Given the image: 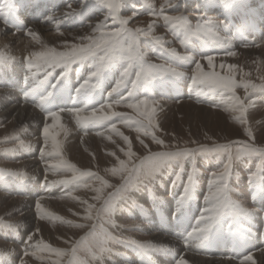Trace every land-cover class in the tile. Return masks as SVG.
I'll use <instances>...</instances> for the list:
<instances>
[{
  "label": "bare ground",
  "instance_id": "6f19581e",
  "mask_svg": "<svg viewBox=\"0 0 264 264\" xmlns=\"http://www.w3.org/2000/svg\"><path fill=\"white\" fill-rule=\"evenodd\" d=\"M67 1L69 0H66L65 2ZM252 2L253 3H249L246 1L244 2L243 6L240 7V11H239L240 18L236 19V21L234 20V24L232 26V28L236 30V32H238V36L229 39L230 45L236 47V43L241 42V38L243 39L242 42L243 41L252 42V44L254 43L258 46L255 48H249L248 49L249 53L260 55L264 59V0H252ZM16 3H19L22 7L20 6L21 8L17 13V18L19 20L17 21V24H14L12 28H10V32H11L10 34H7L5 32V29H9V24L3 25L0 22V52L4 53L5 56L11 57L12 60L16 58H20L22 59V61L17 62L16 60V62H13L11 69L8 68L7 70L6 69L7 66H3L0 68V70L6 71L7 73L14 72L15 74H18L19 81L23 76V74L25 73L28 77L32 78L36 76V79H42L40 76L41 72L34 70V68L31 70L28 69L27 67L28 64L24 63L23 60L26 57L30 58L33 52L44 51L46 50V48L55 47L58 44L63 43L65 41V38H62L61 32L58 34L55 33L56 32V30L54 29L55 22L54 23L48 22V18L51 17L52 20H54V18L56 19L66 14V12H63L62 11L63 9H61L58 13H53L52 7L54 6L52 5L53 4L52 2L51 5L49 4L51 6L50 9L46 8L41 10V11L47 10L49 11V14L46 13L45 16L42 13V16L39 18L38 16H34L32 13L31 16L27 15L25 12L27 10L26 5L24 2H21V0L20 1L16 0ZM248 5L250 7L247 10L246 6ZM66 7H64L66 8V10H70L72 12L75 11L72 5ZM245 9L247 10V12L245 11ZM81 11H83V9H80L79 13H81ZM36 17L38 18V20H36ZM30 21L36 23H32V22L29 23ZM152 21H153L152 18L142 19V22H145L144 24L145 27H148L150 25L149 23L155 25V22ZM44 22L45 23L47 22L45 26H43ZM68 28L69 27H67V29ZM53 29L55 30V32H53ZM154 30H156V27H154L152 31ZM29 31H31L35 36H38L39 40H33L29 38L27 35ZM156 35L160 37L164 36L162 34V31H157ZM163 42L164 44L169 43L171 45L172 40H170L167 37L165 38V40H163ZM236 50L239 52L238 53L239 55L236 56V58H230V59H226L224 57L216 58L214 64L217 66L221 64L220 62H226L230 66H234V64L231 62L233 60L240 59L242 57L240 56L241 53L245 54L246 56V52H247L246 50H239V49ZM190 56L193 57V59H197L196 54ZM178 62L180 63L179 60ZM238 62L240 61L238 60ZM184 64H181L183 65L182 68L185 67ZM200 64L202 66V69L207 68V64L205 61L204 62L201 61ZM4 65L6 64L4 63ZM238 65L239 67H242L241 66L242 63H239ZM215 70H219V67L218 66L215 67ZM179 71H182L184 73V76H187L189 75V73L195 74V67L192 68L191 70H185L183 68V69H179ZM66 78L67 77H65V79ZM51 80L52 79H50V81ZM183 81L184 79L181 80V82ZM104 82L107 83L108 78H106ZM65 83L67 85H70L71 89H73L72 92L76 91L75 87L77 83L75 84L73 82V77L68 78ZM83 84L84 82H81V85ZM80 86L77 88H80ZM29 89H33V88L26 86L20 90V84H17L14 80L9 79L7 76L0 79V122L6 121V125L4 127H0V141L4 142V144L5 143L9 144V147L7 148L0 147V152L7 150L8 151L6 152V155H8L7 159L12 161L9 162V161L0 160V171H4L5 173L6 172L14 173L15 174L14 176L18 175L21 177L20 179L21 184H20V182L18 181L19 179L17 181H13V182L10 181L7 183V181L3 178V176H0V215L5 219L9 218L10 226H13L14 228H23L27 230L24 231L20 229L19 230L20 235L17 236L18 239L19 238H22V240L25 239L24 244L22 245L25 251L27 249L28 251H36L35 247L32 245L42 241L43 243L49 245L50 248H54L66 252V250H68L69 248L75 245V242L77 241L76 239L81 234L86 232L90 226H93L92 221H85L83 219V217L88 214L85 211V209L89 205L94 206L92 211V216L95 220V217L98 215L95 209H99L102 206L103 201H105V198L112 195L113 189L115 187H119L120 183H122L125 180L124 178L122 179L119 175H115V176L112 175L109 172V170L112 168H118L119 167L118 162H124L126 164L133 165V163L136 161V158L132 157L131 160L129 161V158L124 155V152L128 151V147L124 144L122 140H120L119 137L107 133L105 127L99 125H88L86 127L81 128L76 125L74 118L68 115V113L73 110L86 108L87 111H92L95 110L96 108L102 107L104 104V100L102 96L96 99V97L98 96L97 94L93 93L92 96L90 97V100L92 97L93 99L96 100L93 103L92 102L93 99H92L91 100L92 104L88 101V99L84 97H77L76 95L74 96V98L66 97L63 99H53L54 101L62 100L68 102L67 106L60 107L57 110L61 112V127L68 129L67 137H65L63 133H61V135L58 136L57 138L58 141L62 143V155L64 159L68 163L74 165L79 172H89V171L93 172L96 174V177H98L101 180H104L107 184L111 185L112 187L108 189H104L103 192L101 193V199L98 201L96 199L97 193L92 191L91 188H87L84 186L85 184H91L92 188H101L102 186L93 178H85L84 180L80 181L79 187L76 184H71L67 186L62 184H57L56 182L59 180H70L72 177V173L71 171H66V172H58L55 175H53L51 170L47 168V165L58 161L51 157H41L40 152L43 149V145H44L42 129L45 126V124L51 125L52 122L46 120L47 114L43 112L42 114H40L41 112H39L37 108L40 102V96L36 95L38 93V90H36L34 93L32 90L26 92H19V90L22 91ZM52 90H53L52 86L44 88V95H47V93L51 92ZM175 91H177L175 86L170 87L169 89L166 88L156 89L154 87V89L152 90L153 97H156L157 99L153 98L150 93L149 95H147L146 91L142 92L143 95L149 99L150 105L155 106L156 115L154 117V123L156 124L157 128H160V130L162 129L163 124H162L161 116L159 118V121H157L158 114L162 113L161 115H163L165 112H169L170 109L169 105H166L163 101H160V98L165 96L171 98L177 97L178 99L182 98L181 102H179V104L177 105L178 113L183 114L191 110L192 114H196L197 118L201 119L203 116V112H205V116L206 117L208 115L213 116L212 118L216 123L215 126L211 125L212 129L220 130L225 127L228 128V131L232 130V133L239 132L237 128L235 129V127L237 126H233L232 124L231 126H228L229 124L228 125L226 124L227 123L226 119L228 117L231 118V116L222 117L218 113L212 115L209 109L203 107H195L191 103V100H199L200 102H205L206 104V103H211V100H213L217 104L219 103L220 105H226L228 99H223L217 96L214 97L209 96L207 100L202 101L203 97H200L198 95L192 97L193 95L191 94V97L188 98V96H186L185 98L180 94L179 91H177L178 93L174 94ZM26 93H30L27 99L25 98ZM63 96L64 94H61V97ZM119 99L122 98L115 99L111 103H115ZM106 101L105 103H107ZM69 103L72 106H69ZM254 109L252 110L249 109L245 113L246 115L245 121L249 120L250 122H252L253 119H255L254 115L251 112L254 111ZM113 111L127 114L129 117L135 116V113H133L130 109L124 107L115 108L113 109ZM112 124L118 125L117 130L128 138L131 144V150L135 149L136 138L139 137L140 139H142V136H138L137 133L135 135L134 130L124 127L123 126L124 121L119 116L116 121L112 122ZM112 124L108 126H111ZM99 132H105L106 136H108L109 138L105 139L104 137L99 136L98 135ZM158 132L159 131L155 132L154 134H156L159 138L163 139L164 137L160 136ZM13 137H15V139H13ZM143 141L144 142H142V147L140 149L135 150L136 154H138L139 156L148 154L151 151L160 152L163 149L171 150L177 147L174 146L172 142L166 141V138H164L162 141L165 145H168V148H162L159 145L157 147L155 146L154 149L149 150V148L151 147L150 142L144 139ZM21 143L29 147L21 148L20 147ZM144 145H147V147H144ZM108 153H112L113 155L109 156ZM41 159L45 160L43 164L41 163ZM44 169H48L49 173L48 174L43 173ZM167 169L169 170V168ZM43 177L47 178L46 180L47 182L43 183L42 188H38L40 190L32 189L28 187L30 182H34L36 179L40 181ZM13 178L15 179V177ZM163 181H164L163 178L160 177L156 180L155 183H161ZM52 184L54 185V188L48 191L47 193H45V191L43 190L47 186ZM20 185L23 188L19 193L15 188ZM37 186L39 185L37 184ZM149 189L146 186L144 187V184H142L140 187L139 186L135 187L132 190L130 197L127 200L130 201L129 202L130 205L129 204L124 205L123 203H121V205L120 206L118 205L117 209L111 213V215L114 216L115 218L114 221H116L115 224L117 225L116 226L117 229L114 230V232H116L117 237H120L125 241L135 240L139 244H153L156 245L158 248L163 247L166 249H170L171 252L175 255V258L173 259L174 255L159 254V252H163V251H155L145 254L141 249L136 247V245L128 246V244L126 243L125 245L127 247L125 246V249H128L126 252H124L123 250H118L119 253L117 254V256H115L114 254L112 255V260L115 264H178V259L180 257H183L185 259L186 264H237V262L240 260V257H243L244 259L248 255V253L253 255L252 264H264V248L261 247L260 243L257 242H254L250 245L244 244L243 247L241 248L234 247L232 244L229 243V238L228 237L226 238L224 237V235H222L220 239L214 242L213 246H208V247L206 246V249L203 253H201L200 250L197 248L198 242L195 240L190 241L186 246L185 242L187 241L188 236L186 238L180 235L181 231L185 228V231L192 232L194 229L197 228V225L191 228V226H188L187 224L184 223L181 225L176 224L175 226L171 225V226H167V228H164L161 224L159 225L157 223V221H159V212L157 213L156 209L159 208L160 210H162L166 207L167 204H169L170 212L176 211L178 213L176 218L180 220L181 218L180 214L183 211L187 212L188 209L192 207H188L186 205L182 208V210H180L179 208L177 209L180 200L178 198L179 191L177 192L175 190H173V192L175 193V196L177 198L176 201L175 199H173L172 202L169 200L168 202H166V204L164 203L162 205H158L157 203L156 205L155 202H153L155 201L154 199H157L158 202H160L162 200H165V198L164 197L159 198L157 196L158 193L150 191L149 194L152 193V197L148 193L147 196L150 199L149 201L152 202L151 204L154 205L152 206V208L149 209L143 204L144 202L143 193L144 191L148 192L147 190ZM80 190H82L81 193L79 192ZM54 191L58 193L60 191L62 192H60V194L57 193L53 197H48L49 196L48 194L54 195ZM61 194L64 195L63 196L64 199H61L60 196ZM238 194H240V192ZM81 200L85 201V203L81 204L79 202ZM37 203L40 204L43 212L50 213L52 217H59V220H53L48 216L41 217V215L38 214L36 211ZM139 203L143 205H141L140 207L138 205ZM238 203L241 205L240 200L238 201ZM196 204H198L199 207L203 206L199 202H197ZM258 205L263 206L264 201H263V205H261V203ZM154 206H156L155 207L156 209L154 208ZM260 208L261 207H259V209ZM147 209H149L150 211H147ZM164 211L166 212L165 209ZM245 218L246 219L239 221L242 231L249 237V234H254L255 232L254 227H259L256 228V235H258L259 232L257 231V229L258 230L260 229V222L263 221H260L259 217L254 221L250 219L251 216L250 218L249 217H245ZM141 220H143L144 222L141 223L140 222ZM65 222H71V223L69 224ZM220 222H223V220H221ZM135 223L139 224L138 227L141 231L146 232L147 236L145 239H143V237L138 236V234L129 231L130 230L129 228L133 227ZM145 223H148V228H146ZM75 224H85L87 226L83 228H76L71 226ZM113 225L114 224L112 223V226ZM250 227L253 228L251 231L252 233L250 232L248 234V230H250ZM219 235H221V233L216 234L214 240H216L219 237ZM29 236L32 237L31 242L28 241ZM7 239H8L7 233H3L2 231L0 233V264H7L8 261L9 263H13V264L15 263L21 264L22 260L25 261V264H52V261L58 259L55 256L49 255L47 252H42L39 255V258H33V256L27 252L21 254L20 249L18 245L15 243V241L14 243L11 242L9 243ZM58 239H62V241L59 243ZM142 254L146 256V258H142ZM227 257H232V259L229 260L227 259ZM64 258L61 261V264H66ZM234 258L236 259L235 261L233 260Z\"/></svg>",
  "mask_w": 264,
  "mask_h": 264
},
{
  "label": "rangeland",
  "instance_id": "374dc122",
  "mask_svg": "<svg viewBox=\"0 0 264 264\" xmlns=\"http://www.w3.org/2000/svg\"><path fill=\"white\" fill-rule=\"evenodd\" d=\"M65 1L66 0H62V1L61 0H57V1L56 0H21V2H24L26 5V9H27L25 11L26 14L30 16L32 13L34 16H38L40 18L42 16V13L43 15H45L46 13L49 14V11L47 10L41 11V10L46 9V8L50 9L51 8L50 5L52 2H53L52 5L54 6L52 7L53 13H58L61 9H63L62 10L63 12L72 13V11L66 10L67 8L66 6L72 5L73 8L75 9L74 12L79 14L76 17H68L64 14L52 20L53 23L55 22L54 29L56 30L55 32V30L53 29V32L57 34L61 32L62 38H65V41L63 43H60L57 46L52 47L56 51L70 50V49H65L63 47L66 44H78L80 46H84V44L86 43V38H95L93 37L94 26L98 23H101L102 21L106 23L107 29L109 31L118 30L120 27L119 24H115L110 19H108L107 9L97 5L94 2V0L93 2H90L87 5H85L84 8L81 7L80 0H75V1L69 0L67 2ZM246 1L249 3H253L252 0H171V3L167 7H163V12L161 13V8L165 4V0H128L127 3L122 4L120 6L117 15L120 19L129 20V24L126 25V27L131 29L132 31H135L138 28L147 31L148 27H145L144 25L145 22H142V19L152 18L153 19L152 22H155V27H156V30L152 31V36L159 37L162 39V41L165 40V38L167 37L170 40H172L171 45L169 43L165 44L168 48V51H164L163 49H160V47L156 46L151 41H146V40L141 39L140 41L141 46L144 49V51L148 53V58H147L148 63L171 65L173 67H176L178 70L183 69V68L185 70H191L192 68L195 67L196 63H200L201 61L204 62L206 56L208 55L215 56L216 58L224 57L226 59H230V58H236V56L239 55L238 54L239 52L236 49L246 50L247 51V52L245 51L246 56L245 54L241 53L240 56L242 57L238 59L240 62H238V60H233L231 62L234 64L233 67L235 68V72L233 73V75H235L237 83H240L241 81H243L245 83H253V84L259 85L261 84L262 80H264V59L260 55L250 54L248 51L249 48H255L258 45L254 43L252 44V42H249V41L242 42L243 39L241 38L242 44L241 42H237L236 43L237 48H236L235 46L230 45V40H229L233 37L238 36V32H236V30H234L232 26L234 24V20L236 21V19L240 18L239 17L240 7H242L244 2ZM20 6L21 5L19 3H16V0H0V10L2 8L3 13H5L3 14V16L2 14L0 15V22L3 25L9 24V29H5V32L7 34L11 33L10 28H12L13 26L12 23H14L13 15L17 16L18 11L22 7ZM246 7L248 10L250 6L248 5ZM80 9H83L81 13H79ZM247 10L245 9L246 12ZM153 13H155V17L153 16ZM161 15H181L193 25L197 23H207L210 20L214 23V25L219 26L215 29L216 35H218L221 38V40L227 41V43L224 44L223 47H221L219 44L212 43L211 37H205L202 40L191 39L185 42L184 45H181L180 41L183 39V37L181 35L175 34V30L170 29V26L166 25L164 21L159 18ZM36 20H38L37 17H36ZM31 22L36 23L33 21H30L29 23ZM46 23L44 22L43 26H45ZM57 25H59L58 28H57ZM67 27L69 28L67 29ZM157 31H162V34L164 36L160 37L156 35ZM205 40H207L208 43H205L204 42ZM173 48L176 50L177 53H179L178 56H184L186 54L187 56H190V55L196 54L197 59L185 61V60L178 59V57H173L169 54ZM232 52H235L236 55L232 56L231 55ZM16 60L17 62L22 61V59L16 58V59H13L10 63H5L6 65L0 64V68L3 66H7L6 68L7 70L8 68L11 69L13 62H16ZM178 60L180 61V63L178 62ZM23 62L27 63L26 59H24ZM220 63L229 65L226 62H220ZM239 63H242L241 65L242 67H239L238 65ZM181 64H184L185 67L182 68L183 65ZM219 65L217 66L219 67ZM93 70H94V60L89 59V60H85L84 62L80 64H73L69 69H67L66 72L62 68L49 69L48 71L50 75H47L43 71H38V72H41L40 76L42 79L40 80L43 81L44 83H41V81H36V84L38 86L34 87L33 89L38 90L37 96L38 95L40 96V101L43 99L44 95H41L39 93V90L43 89L44 86L50 87L52 85H54V87H52L53 90L51 91L52 95L49 96L50 98L63 99V98L70 97V96L73 97L76 95V91L72 92L73 89H71L70 85H67L65 83L67 79L73 77V82L75 84L77 83L75 87V89L77 90L78 89L77 87L81 85V82L85 83L87 77L91 74ZM121 71H122V67L120 65H113L103 74L100 86L94 92V94H97L98 96L97 99L100 96H102L104 99V103L106 100H107L106 102L108 103V102L114 101L115 99L123 98L124 96L127 95L128 89L125 88V89H122L119 93L109 96V93L112 91V88L115 86V83L120 78ZM135 71H136V68L134 67L132 69L133 74L129 78L130 80L135 79ZM203 71L208 72L210 71V69H208L207 67L203 69ZM215 71L218 72L220 75L227 74V69L221 70L220 67H219V70H215ZM189 75L183 76V77L163 76L157 80L152 81V83L149 84L147 88L143 86L139 87L136 90L135 95L136 97L138 95L137 99L149 100L146 96L143 95L142 92L146 91L147 95H149L150 93L151 96L153 97L152 90L154 89V87L156 89L158 88L169 89L170 87L175 86L177 91H179L180 94L185 98L187 94L188 95L192 94L193 95L192 97H195L197 95L200 97H203L202 101L207 100L209 96L210 97L217 96L223 99H228V94H224V96L222 97L218 92L214 93V92H208L207 90L205 91L202 90L200 87H198L197 85L193 83L191 78L194 74L189 73ZM5 76H7L9 79L14 80L17 84H19L18 74H15L14 72L7 73L6 71L0 70V79H2ZM61 76H63L64 79L63 81H61V83L57 84L56 82L57 80L60 79ZM35 77L36 76L32 78H35ZM65 77L67 78L65 79ZM106 78H108L107 83L104 82ZM30 79L31 77H29V80ZM50 79L52 80L49 83ZM183 79L184 81L181 82V80ZM177 91L174 94L178 93ZM61 94H64V96L61 97ZM236 95L240 97L241 100L243 101L245 97V92L243 89H237ZM56 96L60 98H56ZM50 98H48V100L45 102V104L43 105V108L40 106V109H39V112H41L40 114H42V112L47 114L46 111H51L50 107L47 109V107L51 106V104L54 105L56 103L57 107L67 106V104L63 103L64 101L62 100L54 101ZM153 98H156V97H153ZM87 99L91 103V100L93 99V97L91 98V100H90V97ZM181 100L182 98L178 99L177 97L171 98V97L163 96L160 98V101H163L166 105H169L170 109H169V112H165L163 115H161L162 113L158 114L157 121H159V118L161 116L162 124H163L161 130L160 128H158L159 129L158 134L166 138V141L168 142L170 141L174 144V146H177L171 150L163 149L160 152L183 151L185 149L191 150V149H197L201 147L215 148L218 145H232L233 146L232 154H233L234 159L231 165L230 176L228 178V186L230 189V192H229L230 199L236 203H238V201L240 200L242 207L246 209L247 211L253 213V215H251V218L249 216L251 220L254 221L259 217L260 221H263V222H260L261 230L257 229L259 234L256 235V228H259V227H254V230H255L254 234H249L253 229L252 227H250V230H248V234H249V237H248L242 231L240 227V223H239V221L246 219V218L237 217L236 215H234L232 211L226 210L219 217V221L217 220V222L212 228V231L208 234V239L205 240L203 243H198L197 248L200 250L201 253H203L206 249V246L207 247L213 246L214 242L220 239L222 235H224V237L226 238L228 237L229 243L232 244L234 247L241 248L243 247L244 244L250 245L254 242H257V243H260L261 247L264 248V205H263V201H264V185H263L264 184V158H261L259 156H253L249 158L245 156L244 158H240V159L236 158L237 149L242 146L252 147V148H257V149H264V93H255L249 96V100L255 101V103L253 104V107L255 109L253 107L250 108V110L254 109V111H251V112L254 115L255 119H253L252 122H250L249 120L245 121L246 119V115H245L244 123H236L234 121V114L226 110L227 104L220 105L219 103L218 104L215 103L213 100H211V103H206V104L205 102H200L199 100H191V103L193 104V106L209 109L212 115L218 113L222 117L231 116V118L228 117L226 119L227 120L226 124L227 125L229 124L228 126H231V124L233 126H237L235 127V129L237 128L239 130V132L237 133H232V130L228 131V128H225V127L220 130L212 129L211 125L215 126L216 123L214 119L212 118L213 116L208 115L206 117L205 112H203V116L201 119L197 118L196 114H192L191 110L183 114L178 113L177 105L179 104V102H181ZM245 105H247V101H245ZM69 106H72V105H69ZM236 115H238V113H236ZM117 118L118 116L114 117L110 122H108V125L112 124L113 121H116ZM5 125H6V121L0 122V127H4ZM246 131L251 133V139H249V137L245 134ZM134 134L136 135L135 131H134ZM154 135L159 140L164 139V138L163 139L159 138L156 134ZM143 139L150 142L151 147L149 148V150L154 149L155 146L156 147L159 146L147 136H142V139H140L139 137L136 138L135 149L131 150L132 153L134 154L133 157L136 158V161H135L136 163L134 162L133 165L140 164V162L144 159L143 158L144 156L157 153V152L151 151L150 153L145 154L143 156H139L138 154H136L135 150L140 149L142 147V142H144ZM0 147L7 148L9 147V144H6V143L4 144V142L0 141ZM6 152L8 151L5 150V151L0 152V160L12 162L7 159L8 155H6ZM44 161H45L44 159H41L42 164ZM226 163H227V157H217L215 155L197 156L193 162L184 161L183 162L184 170L181 172L180 163L173 162L169 166L164 167V169L163 168L160 169L158 174L155 175L154 179H145L143 181H135L134 187H131V189L127 191V193L124 194V199H120L119 197H117V203H116L115 210L117 209L118 205L119 206L121 205V203H123L124 205L125 204L130 205L129 203L130 201H127V200L130 197L132 190L137 186L140 187L142 184H144V187L146 186L148 189L150 188L149 190H147L148 192L144 191L143 193V198H144L143 204L149 209L152 208V206L154 205V204L153 205L151 204L152 202L149 201L150 199L147 196L150 191L158 193L157 196L159 198L160 197L165 198V200H162L160 202H158L157 199H154L155 201H153L155 202L156 205L157 203L158 205H162L164 203L166 204V202H168L169 200L171 202L173 201V199H175V201L177 200L173 190L177 192L179 191L178 198L180 200V198L185 195V187L187 186L191 190V194L189 198L190 200L187 199L182 204L179 203L177 209L179 208L180 210H182V208L186 205L192 208L188 209L187 211L188 213L184 211L181 213L180 211L181 213L180 220L176 218L178 214L176 211L170 212L169 204H167L166 207L164 208L166 212L164 211V209L162 210H160L159 208L156 209L155 208L156 206H154V208L157 210L156 211L157 213L159 212V222L164 228H167V226H171V225L175 226L176 224L181 225L184 223L187 224L188 226H191V228H193L196 225V220L199 219L200 217V213H202L206 207L205 198L208 196L210 190H213L215 182H213L212 180V174L216 173L217 175H219L220 171L224 167L223 165ZM204 166H207V167H204ZM167 168H169V170ZM43 171H44L43 173L45 174L49 173L48 169H44ZM0 173H1L0 176H3V178L7 181V183L10 181L12 182L17 181L18 179H19L18 181L20 182L21 177L18 175L16 176L8 175V172L5 173L4 171H0ZM189 173H191L193 177L192 183H191L192 185H190L188 182ZM177 174H179L180 176L179 180L176 179ZM13 177H15V179ZM160 177L163 178L164 183L163 182L155 183L156 180ZM124 179L125 180L122 183H120L119 187H115L113 189L112 194H114L117 191V189H120L123 187L127 177H125ZM46 180L47 178L43 177L40 181L41 183H46L47 182ZM40 181L36 179L34 182H30L31 184L29 183L28 187L32 189L40 190L38 188H42V187L37 186V184L39 185ZM60 192L58 194H60ZM79 192L81 193L82 190H80ZM239 192L240 194H238ZM55 195H51V196L49 195L48 197H53ZM149 195L152 197V193H150ZM60 196H61V199H64L63 197L64 195L61 194ZM108 197L105 198V201L108 199ZM193 198H196V199H193ZM197 202L201 203V205L203 206L199 207L198 204H196ZM260 203L263 206L258 205ZM143 204L139 203L138 205L141 207V205ZM102 207H103V204L100 208ZM259 207L261 208L259 209ZM149 209H147V211H150ZM114 219H115L114 216L108 213H102L99 215V217L98 215L95 217L96 236L97 237L102 236L100 229L103 228L105 232H107L110 236L114 237L115 239L108 243L106 250L103 252H100L95 249H93L91 252H85L84 250L79 251L77 253L78 259L83 261L84 264H109V263L115 264L112 260L113 254L117 256V254L119 253L118 250H123L124 252H126L128 250V249H125L126 243L128 244V246L130 245L134 246L133 244L128 243L127 241L121 239L120 237H117L116 232H114V230L117 229L116 227L117 225L115 224L116 221H114ZM221 220H223V222H220ZM105 221H107V223H105ZM111 222L114 224V227L112 226ZM140 222L142 223L144 221L141 220ZM159 222L157 221L158 224ZM136 224L137 223H135L133 227H130L129 231H131L132 233L138 234V236L143 237V239H145L147 236L146 232L141 231L138 227L139 224L137 225ZM2 225H10V223H9V218L5 219L0 215V228L2 227ZM145 225H146V228H148V223H145ZM3 229L5 228L3 227ZM14 229L16 230L15 232L19 235H20L19 233L20 229L27 231L23 228H14ZM92 229H93V226H90L86 232L81 234L76 239L77 241H80L82 237H88V239L85 241V244L82 246V249L92 247V243H91L92 237L89 236V233L92 231ZM189 233H191V231H185V228H184L181 231L180 235L187 238ZM218 233H221V235H219V237L216 240H214V238L216 237V234ZM61 241L62 239H58L59 243ZM76 242H75V245H76ZM23 244H24V241H23ZM19 249H20L21 254H24L25 252L31 254L35 252V251H28V249L25 251V249L22 246H20ZM71 251H72V247L66 250V252H71ZM159 254L174 255L171 252V250L159 252ZM249 254L250 253H248V255ZM93 257H96V258L93 259ZM142 258H146V256L142 254ZM174 258H175V255L173 256V259ZM67 259L68 257L64 258V260L66 261V264H67ZM242 259L243 257H240V260ZM233 260L235 261L236 259L234 258Z\"/></svg>",
  "mask_w": 264,
  "mask_h": 264
},
{
  "label": "snow or ice",
  "instance_id": "6c2138e0",
  "mask_svg": "<svg viewBox=\"0 0 264 264\" xmlns=\"http://www.w3.org/2000/svg\"><path fill=\"white\" fill-rule=\"evenodd\" d=\"M93 2V0H80L81 7L83 8L88 3ZM94 2L106 8L108 11V19L113 23L119 24L118 30L109 31L105 22L98 23L94 26L93 37L86 38V43L84 46L78 44H66L63 47L65 51H56L54 48H46V50L41 52H33L31 57H26V62L29 69H36L37 71H43L47 75H50L49 69L62 68L67 71L73 64H80L85 60H94V70L87 77L85 83L76 90L77 97L89 98L98 89L101 83L103 74L113 65H120L122 71L120 72V78L115 83L109 96L119 93L122 89L127 88V95L122 99L117 100L115 103H104L102 107L96 108L92 111H87L86 108L79 110H73L68 113L69 116L74 118L75 123L78 127H86L88 125H99L105 127L106 132L117 136L124 142L128 147V151L124 152V155L129 158V161L133 157L131 151V144L127 137H125L121 132H119L118 125L112 124L108 126V122L114 117H121L124 121V127L134 130L138 136H147L154 143L160 145L162 148H168L162 140H159L154 135L155 132L159 131L156 124L154 123V117L156 115L155 106L150 105L147 99H137L135 93L136 90L143 86L147 88L152 81L157 80L163 76L170 77H183L184 73L179 71L176 67L165 64H151L147 63L148 53L144 51L141 46V39L146 41H151L156 46L160 47L164 51H168L167 46L163 43L162 39L159 37L152 36V30L155 25L150 24L148 30L136 29L132 31L127 28L126 25L129 24V20L120 19L117 15L119 8L122 4L128 2V0H94ZM171 3V0H165V4L161 8V13L163 12V7H167ZM68 17H76L78 13H66ZM155 17V13H153ZM164 21L166 25L170 26V29L175 30V34L181 35L183 39L180 41L181 45L191 39L202 40L205 37H211V42L214 44H219L223 47L227 41L221 40V38L216 35L215 29L219 27L214 25L212 21L207 23H197L193 25L187 21L181 15H161L159 17ZM48 22H52V18H48ZM59 25H57V28ZM28 37L33 40H39L38 36H35L31 31L27 33ZM208 43L207 40L204 41ZM173 57H178L180 60L190 61L193 59L191 56H178V53L173 48L169 53ZM232 56L236 53L232 52ZM215 56L208 55L205 58L208 69L210 71L204 72L200 63L195 65V74L192 76V81L195 85L200 87L202 90H207L208 92H218L222 97L224 94H228L227 100V111L234 114V121L236 123H244L245 113L252 108L255 103L254 100H249V96L255 93H264V80L261 84L245 83L241 81L236 82L235 68L230 65L220 64L221 70L227 69V74L220 75L216 72L214 61ZM12 58L5 56L4 53L0 52V64L10 63ZM136 68L135 79L130 80L132 76V69ZM247 75V74H245ZM64 77L61 76L57 80V84L63 81ZM41 83H44L41 81ZM54 87V85H52ZM237 89H243L245 92L244 100L242 101L240 97L236 95ZM30 93H26V99ZM52 93L49 92L44 95L43 99L40 101V106L43 105L48 100ZM245 101H247V106H245ZM124 107L130 109L135 116L129 117L127 114L113 111L115 108ZM46 120L51 121V125L45 124L42 129V135L44 139L43 149L40 152L41 157H51L58 162L51 163L47 165V168L51 170L52 174L55 175L58 172L71 171L72 177L70 180H59L56 183L62 185L76 184L79 187V182L85 178H93L102 187L92 188L91 184H85L87 188H91L92 191L97 193L96 199L99 201L101 199V193L104 189L111 188L112 186L107 184L104 180L96 177L93 172H79L76 167L68 163L62 155V143L58 141V136L63 133L65 137L68 135V129L61 127V112L60 111H46ZM238 113V115H236ZM249 139H251V133H245ZM99 136L108 139L105 132H99ZM15 139V137H13ZM21 148L29 147L20 144ZM147 147V145H144ZM232 145H218L215 148H197V149H185L183 151H164L157 152L154 154L146 155L144 159L138 165L126 164L124 162H118V168H112L109 172L112 175H119L122 179L127 177L125 184L122 188L117 189V191L108 197L106 201L103 202V207L100 209H95L98 217L102 213L111 214L117 203V197L124 199V194L127 193L134 187L135 181H143L145 179H154L155 175L160 169L169 166L173 162L180 163L181 172L183 169V162L189 161L193 162L197 156H208L215 155L217 157H227V163L224 164L223 169L220 171L219 175L216 173L212 174V180L215 182L213 190H210L206 199V207L204 211L200 214L199 219L196 220L197 228L188 234L186 243L190 241H197L198 243H203L208 239V234L212 231L213 226L219 219V217L227 210L232 211L237 217H249L253 213L244 209L240 204L234 202L230 199V189L228 186V178L230 176L231 165L233 162ZM11 151V150H10ZM109 156L113 155L108 153ZM253 157L259 156L264 158V149H257L252 147H240L237 149L236 158L240 159L243 157ZM8 175H15L14 173H8ZM177 180L180 179L179 174L176 177ZM192 174L189 173L188 182L192 183ZM222 185V186H221ZM191 190L189 187H185V195L180 198L179 203L182 204L185 200L190 198ZM84 204L85 201H79ZM94 206L89 205L85 211L88 213L83 217L85 221H92L93 229L89 233L92 237V247L83 248L85 241L88 237H82L80 241L76 242V245L72 247L71 252L60 251L54 248H50L49 245L43 243L42 241L32 245L35 247L36 251L31 253L33 258H39L42 252H47L49 255L55 256L58 259L52 261V264H61L64 257H68L67 264H84L83 261L78 259L77 253L81 250L85 252H91L93 249L103 252L106 250L107 245L110 241L115 238L110 236L103 228L100 229L102 236H96V226L95 220L92 216ZM36 211L38 214L43 216H48L53 220H59V217H52L50 213L43 212L39 203L36 204ZM71 223V222H65ZM107 223V221H105ZM76 228H83L87 225L85 224H75L71 225ZM7 230L15 231L13 226L2 225ZM114 227V225H113ZM32 237H28V241L31 242ZM130 244L136 245L145 254L155 251H170L169 249L163 247H157L153 244H138L134 240L127 241ZM96 257H93L95 259ZM231 260L232 257H227ZM253 255H247L243 260H239L237 264H252ZM21 264H25V261H21ZM178 264H186L183 257H180Z\"/></svg>",
  "mask_w": 264,
  "mask_h": 264
},
{
  "label": "crops",
  "instance_id": "0c3cea01",
  "mask_svg": "<svg viewBox=\"0 0 264 264\" xmlns=\"http://www.w3.org/2000/svg\"><path fill=\"white\" fill-rule=\"evenodd\" d=\"M20 184H21V181H20ZM39 186H43V183H41V181L39 182ZM38 186V187H39ZM35 187H37V186H35ZM22 188L23 187H21V185L20 186H17L15 189L17 190V192H21V190H22ZM54 188V185L52 184V185H49V186H47L45 189H44V191H45V193H47L48 191H50V190H52ZM58 192H56V191H54V195L55 194H57ZM48 195H50L51 196V194H48ZM3 231V233H7V235H8V239H7V241L10 243H14V241H15V243L18 245V247H20V246H22L23 245V241L24 240H22L21 238H17V236L19 235V234H17L15 231H12V230H7V229H3V227H1L0 228V233ZM16 236V237H15ZM4 240V239H3ZM10 240V241H9ZM8 259V258H7ZM7 264H13V263H9V261L7 262ZM16 264V263H15Z\"/></svg>",
  "mask_w": 264,
  "mask_h": 264
}]
</instances>
